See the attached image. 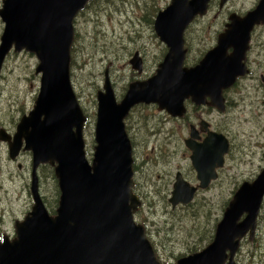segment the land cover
I'll return each instance as SVG.
<instances>
[{"label":"water","instance_id":"water-1","mask_svg":"<svg viewBox=\"0 0 264 264\" xmlns=\"http://www.w3.org/2000/svg\"><path fill=\"white\" fill-rule=\"evenodd\" d=\"M89 0H5L0 17L5 23L0 46V73L5 58L15 46L36 55L41 86L33 111L24 116L10 144L15 159L26 141L33 152L32 211L16 222L17 237L0 236V264H161L145 228L135 222L141 206L133 193V149L125 119L137 105H157L171 117L182 116L184 103L211 104L224 111L223 91L248 73L245 61L251 34L264 25V0L244 17L232 14L217 46L194 67H184L187 55L184 35L197 17L208 13L212 0H171L158 12L155 32L168 47L156 75L133 82L118 102L109 77L98 93L95 153L90 164L85 155L84 124L87 121L73 90L70 75L73 22ZM229 0H221L224 7ZM72 29V30H71ZM229 51H232L229 54ZM132 68L143 72L139 54ZM2 141L12 138L2 131ZM192 133L186 147L199 186L176 176L173 208L189 205L199 189L218 180L230 142L209 131L202 142ZM58 166L55 175L61 197L57 215L51 216L39 194L38 168ZM264 203V168L253 182H244L217 225L214 242L203 251L180 259L178 264H235L241 240L256 235ZM245 218L241 221L242 217ZM2 239V240H1Z\"/></svg>","mask_w":264,"mask_h":264},{"label":"rangeland","instance_id":"rangeland-1","mask_svg":"<svg viewBox=\"0 0 264 264\" xmlns=\"http://www.w3.org/2000/svg\"><path fill=\"white\" fill-rule=\"evenodd\" d=\"M4 1L0 0V10ZM259 1L229 0L221 8V0H212L208 13L198 17L185 33L188 50L185 66L197 64L216 45L218 35L224 31L232 13L243 17L255 9ZM170 4L171 0H95L77 16L71 49V82L85 114L92 115L91 122L84 129L89 162H92L97 145L95 96L100 87L103 90L105 70L110 69L118 102L135 80L156 75L168 47L157 36L154 24L158 12ZM4 30L5 23L0 17V46ZM251 38L248 55L251 74L225 91L226 112L201 107L212 127L229 139L230 150L218 180L209 188L200 189L189 205L173 209L169 202L177 172H182L189 184L199 185L191 154L186 153L184 147L188 131L183 128V122L170 119L154 104L135 107L126 119L135 144V181L144 197L135 220H146L149 237L157 247L155 251L165 264H177L182 255L199 253L212 244L216 227L234 194L243 182H253L264 168V25L257 26ZM136 51L144 61L142 75L132 69L130 63ZM38 64L35 54L25 49L16 52L15 46L5 58L0 75V129L16 132L14 120L20 109L28 112H21L19 124L30 114L29 110L34 109L41 86V75L35 73ZM7 90L12 97L19 95L21 101L10 98ZM22 143L26 145V141ZM28 152L30 154L11 159L7 144L0 141V229L9 241L17 237L15 222L24 221L34 206L31 193L33 152ZM42 165L45 166L40 165L37 172L39 194L53 213L61 197L55 175L58 164ZM134 191L139 195L137 189ZM244 218L245 215L241 221ZM256 243L261 248L249 252L250 245ZM234 262L264 264V203L254 239L246 236L241 240Z\"/></svg>","mask_w":264,"mask_h":264},{"label":"flooded vegetation","instance_id":"flooded-vegetation-1","mask_svg":"<svg viewBox=\"0 0 264 264\" xmlns=\"http://www.w3.org/2000/svg\"><path fill=\"white\" fill-rule=\"evenodd\" d=\"M90 7V5L88 6V8ZM87 8V9H88ZM250 12V11H249ZM248 13V12H247ZM232 14H236V13H232ZM231 14V15H232ZM230 15V16H231ZM229 16V17H230ZM239 16V15H238ZM229 17H228V22L225 24V29H226V26H227V24H229ZM243 17H244V15H243ZM196 20V19H195ZM225 29H224V31H225ZM224 31L223 32H221L219 35H218V38H217V43H216V45L213 47V48H211L210 50H212V49H214L216 46H217V44H218V39H219V36L222 34V33H224ZM185 36V35H184ZM184 40H185V37H184ZM251 44H252V38H251V43H250V48H249V50H248V52H247V56H246V61H245V65H246V69L248 70V73L245 75V76H248V75H250L251 74V69H250V65H249V63H248V55H249V52L251 51ZM185 49L187 50V47H186V41H185ZM210 50H208L206 53H205V55L210 51ZM231 52V51H230ZM135 54H139V52L138 51H136V53ZM134 54V55H135ZM187 55H188V50H187ZM186 55V56H187ZM204 55V56H205ZM139 56H140V54H139ZM141 57V56H140ZM142 58V57H141ZM143 60V59H142ZM186 60V59H185ZM203 59H201L197 64H199L201 61H202ZM197 64H195V65H197ZM195 65H193V66H185V62H184V67H187V68H191V67H194ZM133 69V68H132ZM36 71V70H35ZM105 71H109V77H110V69H106ZM143 72H144V61H143ZM36 73V72H35ZM139 75H142V74H140V73H138ZM38 74H36V76H37ZM104 76H105V72H104ZM152 76H154V75H151L150 77H148L147 79H137V80H135V81H146V80H148V79H150ZM245 76H243V77H245ZM243 77H240V78H238L237 79V81L235 82V84L233 85V86H231L230 88H227L226 90H224L223 91V99H224V111L223 112H220L218 109H217V107L216 106H214V105H212L211 104V99L209 98V97H207L206 98V100H207V102H206V104L205 105H200V106H198V105H196L194 102H192V100L191 99H188V100H186L185 101V103H184V108H185V112H184V114L182 115V116H177V117H171V116H169L168 115V117L170 118V119H173L174 121H178V122H183V128H185L187 131H188V135H187V137H184V147L186 148V153H189V154H192V152L186 147V141H188L189 139H191V135H192V133H194L196 136H197V139H194V141H198V143H202L207 137H208V134H209V131H212V132H215V133H218V134H222V135H224L223 133H220V132H218L215 128H213L212 127V124L209 122V120L207 119V118H205L204 117V113H205V111L204 110H202V108L201 107H207V108H209V109H216V110H218L220 113H225L226 112V109H227V101H226V97H225V91H227V90H229V89H231V88H233L236 84H237V82L241 79V78H243ZM262 79H263V81H264V77H262ZM15 79H13V80H10V84L9 85H12V83H13V81H14ZM110 80H111V78H110ZM41 81V80H40ZM134 81V82H135ZM133 82V81H132ZM100 86V85H99ZM113 86V85H112ZM102 91V89H101V87L99 88V90L97 91V93H96V96H95V104H96V106L98 107V99H97V96H98V93L99 92H101ZM6 93H8V94H10V92L7 90L6 91ZM116 96V95H115ZM38 97V96H37ZM10 98H14L16 101L18 100V101H21V97L19 96V95H16L15 97H12V95L10 94ZM117 99V98H116ZM36 100H37V98H36ZM36 100H35V103H36ZM118 101V100H117ZM187 102H191L192 104H188L189 106H187ZM17 103V102H16ZM34 106H35V104H34ZM80 106H81V104H80ZM157 106V105H156ZM136 107H138V106H136ZM17 108H18V106H17ZM34 108V107H33ZM81 109L83 110V113H84V115H86L85 114V112H84V109H83V107L81 106ZM134 109V108H133ZM132 109V110H133ZM157 109H158V106H157ZM33 110V109H32ZM32 110H29V113L32 111ZM132 110L130 111V113L128 114V116H127V118L126 119H128V117L131 115V113H132ZM159 111V110H158ZM21 112H24V113H26L27 114V112H28V110H25V109H20V112H18V114H17V116H16V118H15V120H14V123L16 124V132H17V127H18V124H19V121H20V119H19V117H20V115H21ZM159 112H162V111H159ZM28 113V114H29ZM208 113H211V112H208ZM97 116H98V113H97ZM86 117V124H85V128H86V126L91 122V118H92V115H86L85 116ZM97 125V124H96ZM125 128H126V131H127V134H128V136H129V139H130V141L132 142V146H133V151H135V144H134V141H133V138H132V136H131V134H130V132H129V129H128V123L126 122V120H125ZM2 131H4L6 134H7V136H9L10 138H12V141H2L1 139H0V141L1 142H4V143H6L7 144V146H8V150H9V156H10V144H12L13 143V138H14V135L16 134V132H8V131H6L4 128H1L0 129V136L2 135ZM225 137H226V135H224ZM228 139V138H227ZM229 140V139H228ZM85 148H86V141H85ZM24 153H29L30 154V152H28V151H26L25 150V143H23V146H22V148H21V150H20V152H19V154H18V156L20 157L22 154H24ZM17 156V157H18ZM186 157H187V155H185ZM190 157H191V155H190ZM10 158H11V156H10ZM135 159V158H134ZM93 160V159H92ZM191 160V159H190ZM192 163V162H191ZM135 165H136V160H135ZM41 166H44V165H41ZM193 166V165H192ZM135 167V166H134ZM22 167H20V169H21ZM40 170V169H39ZM135 170V169H134ZM220 171V170H219ZM180 172V171H179ZM179 172H177V174L179 173ZM136 173H137V171L135 170V176H136ZM182 173V172H181ZM180 173V174H181ZM219 173V172H218ZM183 178V177H182ZM184 179V178H183ZM185 180V179H184ZM139 186L140 185H137V183H136V187H135V189H137V191H138V193H139V195H137V196H139L140 198H141V201L144 199V197H143V195L139 192ZM199 185H197L196 184V187H198ZM40 191H41V186H40ZM43 199H44V196H43ZM44 202V201H43ZM59 202V201H58ZM44 204H45V202H44ZM142 204H143V201H142ZM45 206H46V208L48 209V207H47V205L45 204ZM183 206V205H182ZM178 207V206H177ZM176 207V208H177ZM58 208V205H57V207H56V209ZM32 209V208H31ZM54 210V212L53 213H51L50 211H49V209H48V211L50 212V214L51 215H56L57 214V210ZM175 209V208H174ZM138 212V211H137ZM28 214H29V212H28ZM26 218V217H25ZM146 221V220H145ZM145 221H143V222H139L140 224H142L143 226H145V228L147 229V232H148V236L150 235V230H149V225L145 222ZM138 222V221H137ZM15 224H16V222H15ZM0 235H5V233L3 232V230H1L0 229ZM149 239L151 240V238L149 237ZM151 242H152V240H151ZM153 243V242H152ZM153 245H154V247H155V250H156V246H155V244L153 243ZM192 254H190V255H182V257L181 258H179V260H178V262L180 261V259H182V258H185V257H188V256H191ZM158 257H159V259L162 261V263L163 264H165V261L158 255ZM178 264V263H177Z\"/></svg>","mask_w":264,"mask_h":264},{"label":"trees","instance_id":"trees-1","mask_svg":"<svg viewBox=\"0 0 264 264\" xmlns=\"http://www.w3.org/2000/svg\"><path fill=\"white\" fill-rule=\"evenodd\" d=\"M95 0H92V3L94 2ZM251 246V249H250V251L249 252H252V251H256V250H259L260 248H261V245H259V244H252V245H250Z\"/></svg>","mask_w":264,"mask_h":264},{"label":"bare ground","instance_id":"bare-ground-1","mask_svg":"<svg viewBox=\"0 0 264 264\" xmlns=\"http://www.w3.org/2000/svg\"><path fill=\"white\" fill-rule=\"evenodd\" d=\"M229 100H230V98H229ZM44 166H45V165H44ZM44 166H43V167H44Z\"/></svg>","mask_w":264,"mask_h":264}]
</instances>
